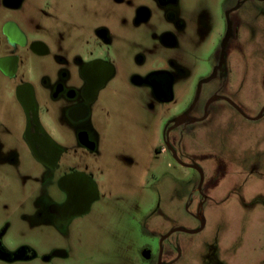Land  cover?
Masks as SVG:
<instances>
[{
  "label": "flooded vegetation",
  "instance_id": "obj_1",
  "mask_svg": "<svg viewBox=\"0 0 264 264\" xmlns=\"http://www.w3.org/2000/svg\"><path fill=\"white\" fill-rule=\"evenodd\" d=\"M263 24L264 0H0V195L14 200L0 198V264H93L71 242L102 227L114 172L101 147L125 121L149 141L166 116L158 152L193 172L186 208L197 196L204 214L220 160L207 169L186 147L228 112L258 115L235 99L248 80L237 47ZM171 230L148 238L146 264L181 259Z\"/></svg>",
  "mask_w": 264,
  "mask_h": 264
},
{
  "label": "rangeland",
  "instance_id": "obj_2",
  "mask_svg": "<svg viewBox=\"0 0 264 264\" xmlns=\"http://www.w3.org/2000/svg\"><path fill=\"white\" fill-rule=\"evenodd\" d=\"M252 34L249 39L246 33L237 47V73L244 76L247 70L248 80L235 99L248 116L259 114L264 107V24ZM107 101L126 110L131 106L116 97L108 96ZM161 116H157L151 140H144L136 125L125 121L128 125L117 126L112 140L101 147L106 158L100 164L114 172L103 178L106 189L99 208H104V216L98 217L104 222L102 227L84 225L87 238L71 242L74 251L91 257L93 264H116L117 260L120 264H146L141 251L148 238H158L173 228L200 227L194 216L198 197L186 208L197 179L168 154L158 152L166 117ZM217 122L204 130L198 143L186 147L207 169L212 161H220L218 174L208 175L206 180L211 196L203 209L204 228L172 236L182 246V257L174 264H264V114L254 120L228 112ZM115 156L125 162L117 163ZM170 162L172 173L164 178L160 170ZM149 167L157 171L150 175ZM0 198L14 201L7 190ZM151 212L154 216L149 220ZM157 243L151 241L154 248Z\"/></svg>",
  "mask_w": 264,
  "mask_h": 264
},
{
  "label": "water",
  "instance_id": "obj_3",
  "mask_svg": "<svg viewBox=\"0 0 264 264\" xmlns=\"http://www.w3.org/2000/svg\"><path fill=\"white\" fill-rule=\"evenodd\" d=\"M263 114H264V107L262 108V110L260 111V113L256 117L251 118V119L257 120V119L261 118L263 116ZM197 218L200 220V223H201L199 228H197L195 230H190L187 228L178 227V228L171 230L169 232V234L176 232V231H182V232H187V233H198V232H200L204 228L205 223H206L203 211L198 212Z\"/></svg>",
  "mask_w": 264,
  "mask_h": 264
}]
</instances>
